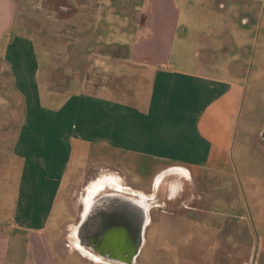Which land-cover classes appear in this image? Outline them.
Segmentation results:
<instances>
[{"label": "crops", "instance_id": "crops-1", "mask_svg": "<svg viewBox=\"0 0 264 264\" xmlns=\"http://www.w3.org/2000/svg\"><path fill=\"white\" fill-rule=\"evenodd\" d=\"M86 1L62 11L52 6L54 21L69 24L77 19L87 31L89 19L103 18L111 24L117 16L112 7L88 9ZM174 1L147 0L144 22L128 34L130 41L99 44V48L125 50L103 58L114 66L105 83H81L75 91L49 87L53 76L47 72L43 81L48 84L42 91L40 68L29 40L22 36L6 43L2 40L6 27L13 23L17 1L0 0V46L11 66L15 90L25 98L20 124H0V264H69V254L118 264L109 254L94 252L81 242L79 226L84 223L89 232L103 237L101 217L105 202L111 199L95 202L104 191L97 186L80 203L74 228L76 251L68 245L64 248L52 233L57 200L62 194L65 205L71 173L82 163H105L117 172L131 171L132 160L151 162L155 166L149 182L154 185L152 192L144 191L145 183L136 191L113 182L105 189L141 200L149 199L159 178L170 171L208 165L212 124L223 118L230 121L242 84L238 78L230 81L198 70V62L191 58L176 57V68L171 66L178 16ZM108 33L112 35V30ZM85 72L87 76L89 70ZM41 97L61 100L43 105Z\"/></svg>", "mask_w": 264, "mask_h": 264}, {"label": "rangeland", "instance_id": "rangeland-1", "mask_svg": "<svg viewBox=\"0 0 264 264\" xmlns=\"http://www.w3.org/2000/svg\"><path fill=\"white\" fill-rule=\"evenodd\" d=\"M16 1L13 23L6 27L2 40L6 43L15 36L29 40L32 57L40 68V89L49 83V87L62 86L71 91L78 90L81 83H105L112 76L114 66L103 58L110 53L124 54L125 50L99 48V44L121 45L130 41L128 34L142 25L148 7L147 0H87L88 9L112 7L117 16L111 24L103 18L89 19L91 28L86 31L77 19L67 24L54 21L52 16V6L62 11L78 5L79 0ZM174 3L178 16L171 66L176 68V57L191 58L198 62V70L212 71L230 81L238 78L242 88L230 121L223 118L212 124L213 151L208 165L200 169L190 167L191 171L183 167V197L166 208H152L149 212L145 245L134 264H201V258L197 257L196 262L193 254H205L207 245L213 250L212 264H264V0ZM111 30L112 35L108 33ZM85 70H89L87 76ZM47 72L53 76L49 82L43 81ZM24 99L15 90L11 66L1 45L0 124H20ZM41 100L43 105L55 104L61 98ZM131 163V171L115 172L105 163L90 161L71 173L65 205L61 194L50 223L55 240H60L64 248L69 246L76 251L74 228L80 203L96 192V186L105 190L113 182L136 191L145 183L144 191L154 190L149 182L154 178L155 166L147 160ZM164 199L162 196L161 200ZM193 201L208 207L207 213L199 216L198 224L192 222L191 209L185 207ZM204 222L213 226L209 234ZM67 261L105 263L76 254H69Z\"/></svg>", "mask_w": 264, "mask_h": 264}, {"label": "flooded vegetation", "instance_id": "flooded-vegetation-1", "mask_svg": "<svg viewBox=\"0 0 264 264\" xmlns=\"http://www.w3.org/2000/svg\"><path fill=\"white\" fill-rule=\"evenodd\" d=\"M185 179L183 172L170 171V173L159 178L154 194L147 200L125 196V194L116 193L114 190L102 191L97 198L98 200L94 201L105 202L106 199H111L109 202H105V209L109 207L113 209L111 238L104 239L101 235L89 232L90 227L84 223L79 226L82 244L94 252L109 254L110 259L118 264H134V259L145 245V231L150 224L149 212L152 208H166L168 207L166 205L172 202L176 203L178 198H182L185 190ZM162 196L166 200H161ZM185 207L191 209V220L195 224H198L199 216L205 215L208 211L207 205L202 206L201 202L198 201H193L190 206ZM203 225L209 234L213 229L212 224L204 222ZM205 250V254L195 252L193 258L196 262H198L197 257L201 258V264H212L213 250L208 245ZM134 254L135 256H132Z\"/></svg>", "mask_w": 264, "mask_h": 264}, {"label": "water", "instance_id": "water-1", "mask_svg": "<svg viewBox=\"0 0 264 264\" xmlns=\"http://www.w3.org/2000/svg\"><path fill=\"white\" fill-rule=\"evenodd\" d=\"M112 215H113V209H111L110 207L105 209V211L103 212V215L101 217L102 222H103V237L107 238L109 237V233L111 230V219H112Z\"/></svg>", "mask_w": 264, "mask_h": 264}]
</instances>
